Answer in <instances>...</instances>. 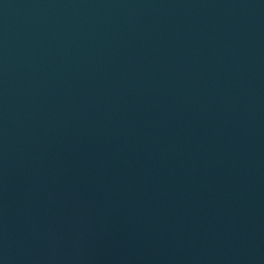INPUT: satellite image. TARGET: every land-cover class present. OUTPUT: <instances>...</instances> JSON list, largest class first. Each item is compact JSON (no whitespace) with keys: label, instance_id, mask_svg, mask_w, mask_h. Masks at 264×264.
<instances>
[{"label":"water","instance_id":"obj_1","mask_svg":"<svg viewBox=\"0 0 264 264\" xmlns=\"http://www.w3.org/2000/svg\"><path fill=\"white\" fill-rule=\"evenodd\" d=\"M0 264H264V0H0Z\"/></svg>","mask_w":264,"mask_h":264}]
</instances>
